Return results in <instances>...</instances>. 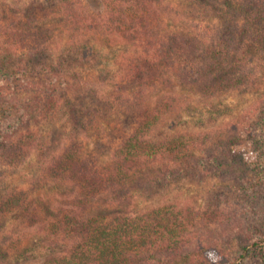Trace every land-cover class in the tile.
I'll return each instance as SVG.
<instances>
[{
  "label": "trees",
  "instance_id": "trees-1",
  "mask_svg": "<svg viewBox=\"0 0 264 264\" xmlns=\"http://www.w3.org/2000/svg\"><path fill=\"white\" fill-rule=\"evenodd\" d=\"M102 1L107 12L100 16L82 0H42L43 8L52 9L62 22L66 43L43 44L35 50L38 60L31 72L71 76L72 63L93 61L96 51L90 40L97 36L132 44L135 51L126 58L123 87L117 91L132 129L106 163L71 140L42 163L43 179L59 192L50 207L40 213L26 192L6 190L0 196V216L18 211L34 230L45 253L38 264H212V253L230 264L232 253L241 252L239 258H244L252 251L264 260V238L249 230L224 229L227 242L223 236L205 234L211 232V223L225 219L219 211L178 203L140 213L132 210L136 199L152 201L169 192L178 179L244 172L247 165L235 160L232 146L264 143V132L256 136L240 124L173 131L192 108L191 95L214 98L250 83L254 66L264 62V0L209 3L204 7L206 18L222 21L224 29L192 35L166 25L172 11L166 0ZM12 39L19 41V33ZM0 45V77H6L10 44L1 37ZM35 55L19 58L23 74L28 71L26 61ZM4 79L0 78V162L15 166L39 149L29 130L35 110L51 116L58 102L54 89L39 96L30 86L25 89L33 95L21 100L15 91L5 93ZM86 85L96 96L105 89L103 80ZM65 117L73 136L85 130L73 109L68 108ZM5 255L0 246V264H7Z\"/></svg>",
  "mask_w": 264,
  "mask_h": 264
},
{
  "label": "rangeland",
  "instance_id": "rangeland-1",
  "mask_svg": "<svg viewBox=\"0 0 264 264\" xmlns=\"http://www.w3.org/2000/svg\"><path fill=\"white\" fill-rule=\"evenodd\" d=\"M82 1L96 15L107 12V4L102 0ZM223 1L166 0L172 7L166 25L190 35L205 30L218 34L224 29V24L218 19L206 18L204 7L209 3L222 4ZM241 25L239 21L238 27ZM64 31L58 15L52 9H44L42 0H0V38L9 42L8 54L11 56L10 70L6 77H0L5 78L1 82L5 93L15 91L21 100H25L33 95L25 86L38 90L39 96L54 89L58 102L51 116H45L43 111L36 109L30 121L29 130L39 144L38 151L21 165L0 162V196L6 190L24 191L40 213L50 207L59 193L53 184L43 179L42 163L46 158L74 140L82 144L90 157L96 158L99 163H106L133 126L117 92L123 87L126 58L135 51L132 44L112 36H97L90 40L96 51L93 61L81 66L72 63L71 76H39L31 72L38 60L35 50L43 44L64 45ZM15 32L19 33V41L12 39ZM2 52L0 47V58ZM30 54L35 56L26 61L28 71L23 74L19 58ZM254 67L252 80L239 90L218 94L214 98L191 95L192 108L183 113L182 123L175 125L173 131L198 132L240 124L250 128L256 136L259 131L264 132V62ZM102 80L105 82L104 95L96 96L86 84H102ZM68 108L74 110L85 127L75 137L65 117ZM259 143L249 141L232 146L235 160L247 165L244 172H235L233 177L220 174L203 180L178 179L170 185L169 192L158 195L152 201L136 199L133 212L140 213L169 203L188 204L199 211L209 208L221 212L225 219L211 223V232L205 233L207 236H223L225 240L228 236L224 235L228 233H224V229L239 227L249 230L251 235L264 238V143ZM24 223L18 211L0 216V246L6 254L7 264H38L45 258L44 249L34 237V230ZM240 254L232 253L230 264H264L258 251L249 252L244 258H239ZM217 256L212 253V264H227ZM179 264L188 263L181 261Z\"/></svg>",
  "mask_w": 264,
  "mask_h": 264
}]
</instances>
